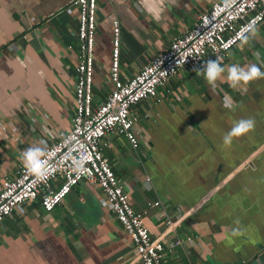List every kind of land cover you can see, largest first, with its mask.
Listing matches in <instances>:
<instances>
[{
	"label": "crops",
	"instance_id": "obj_1",
	"mask_svg": "<svg viewBox=\"0 0 264 264\" xmlns=\"http://www.w3.org/2000/svg\"><path fill=\"white\" fill-rule=\"evenodd\" d=\"M209 1L97 0L94 103L112 89V17L124 81L189 30ZM75 13L74 0H0V181L16 175L24 148L41 138L52 143L70 128ZM256 29L228 52L225 69L262 65L264 23ZM157 97L159 103L131 108L136 149L115 132L99 148L133 211H146L143 225L151 239H161L165 264H264V78L232 88L225 72L211 89L196 71H178ZM248 117L254 130L222 146L232 124ZM167 219L176 224L167 228ZM133 257L104 194L85 182L48 213L36 200L0 221V264H134Z\"/></svg>",
	"mask_w": 264,
	"mask_h": 264
},
{
	"label": "built area",
	"instance_id": "obj_2",
	"mask_svg": "<svg viewBox=\"0 0 264 264\" xmlns=\"http://www.w3.org/2000/svg\"><path fill=\"white\" fill-rule=\"evenodd\" d=\"M74 5L77 63L70 128L58 133L56 140L48 144L46 175L37 178L21 166L15 176L0 181V221L13 212L24 214L26 205L36 200L48 213L62 204L73 187L85 182L104 194L110 213L130 240L134 264H165L161 239L149 237L142 222L146 211L139 214L131 208L123 185L100 152V141L106 134L115 132L136 149L138 142L133 126L137 118L130 113L131 108L147 99L159 103L157 89L178 71H195L208 59L217 57L222 63L228 52L249 34L246 26L257 28L264 23V0H235L227 9L221 0L209 1V7L197 16L189 30L173 38L164 51L124 81L120 79L119 23L112 17L107 74L112 89L99 103H94L92 94L97 0H74ZM77 160L82 161L83 170L79 173L74 170ZM55 180L59 184L49 191ZM158 204L147 206L152 208ZM165 224L171 228L176 223L167 219Z\"/></svg>",
	"mask_w": 264,
	"mask_h": 264
},
{
	"label": "clouds",
	"instance_id": "obj_3",
	"mask_svg": "<svg viewBox=\"0 0 264 264\" xmlns=\"http://www.w3.org/2000/svg\"><path fill=\"white\" fill-rule=\"evenodd\" d=\"M224 8H230L235 0H221ZM248 35L243 37V44H247L251 38L257 34V29L254 26H246ZM264 65V62H262ZM262 65L256 63L247 66H240L239 64H232L227 66V69L221 65V60L217 57L215 60H208L201 68L196 69V76H201L210 86L215 89L217 81L224 76L226 72V79L230 87L237 88L242 85L246 86L253 81L264 78V71ZM227 99V98H226ZM229 105L226 103L225 107ZM255 127V119L248 117L235 121L228 132L222 137V146H230L233 140L245 136ZM50 154L48 143L45 139L41 138L35 145L29 146L22 150L18 159L27 173L35 175L37 178H42L46 175V161L45 158ZM74 170L79 173L82 171V161L77 160L74 165ZM238 234V230H234L232 235Z\"/></svg>",
	"mask_w": 264,
	"mask_h": 264
}]
</instances>
